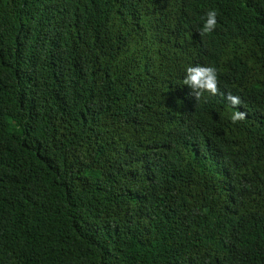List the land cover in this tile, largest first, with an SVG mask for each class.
<instances>
[{"label":"trees","instance_id":"trees-1","mask_svg":"<svg viewBox=\"0 0 264 264\" xmlns=\"http://www.w3.org/2000/svg\"><path fill=\"white\" fill-rule=\"evenodd\" d=\"M0 264H264V0H0Z\"/></svg>","mask_w":264,"mask_h":264},{"label":"clouds","instance_id":"clouds-1","mask_svg":"<svg viewBox=\"0 0 264 264\" xmlns=\"http://www.w3.org/2000/svg\"><path fill=\"white\" fill-rule=\"evenodd\" d=\"M217 14L215 10H210L206 13L202 30H200L201 35L211 33L215 29L217 25ZM183 84L191 89L190 94L197 101L203 98L205 93L210 96L224 95L220 92L217 69L213 66H188L185 70ZM225 98L233 108L241 104L239 96L228 93ZM245 116L246 113L234 111L231 120L233 123H236L237 121L243 120Z\"/></svg>","mask_w":264,"mask_h":264}]
</instances>
